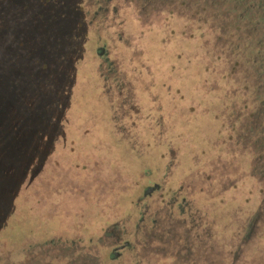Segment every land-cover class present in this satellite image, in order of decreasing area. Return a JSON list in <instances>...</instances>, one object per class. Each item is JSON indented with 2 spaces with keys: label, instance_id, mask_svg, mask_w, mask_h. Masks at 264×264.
<instances>
[{
  "label": "rangeland",
  "instance_id": "1",
  "mask_svg": "<svg viewBox=\"0 0 264 264\" xmlns=\"http://www.w3.org/2000/svg\"><path fill=\"white\" fill-rule=\"evenodd\" d=\"M12 1L0 10L10 13ZM249 1L252 13L242 0V15L254 18L242 16V54L227 47L235 37L216 44L217 27L235 21L200 8L187 21L150 6L151 27L164 40L148 46L143 34H127V53L110 28L133 15L134 4L111 0L104 12L94 0L42 4L51 31L28 27L25 38L30 44L39 34L46 70L30 54L22 64L64 96L63 133L17 190L0 227V264H264V180L240 132L244 83L254 80L246 61L264 41L260 0ZM240 56L242 72L233 67ZM4 108L2 120L11 111Z\"/></svg>",
  "mask_w": 264,
  "mask_h": 264
},
{
  "label": "trees",
  "instance_id": "2",
  "mask_svg": "<svg viewBox=\"0 0 264 264\" xmlns=\"http://www.w3.org/2000/svg\"><path fill=\"white\" fill-rule=\"evenodd\" d=\"M1 1L5 0H0V6ZM109 1L94 0L98 7ZM131 1H134L139 7H155L157 12L168 11L169 14H178L188 21L196 20L198 8L207 18L213 20L215 18L219 20L221 15L232 18L235 21L233 25L227 27V25L220 24L217 27L220 35L216 38V44L224 45L221 37L225 35L235 37V40L232 38L226 41L227 47L233 54H242V16L247 18V15H242V0ZM45 2L47 0H13L9 3L11 5L10 13L7 14L0 10V33H2V38H0V227L5 225V218L10 215L12 209V201L16 198L17 190L22 185L28 171L38 167L44 157L53 148L55 149L57 145L55 139L63 133L61 121L64 113H62V109L58 110L60 106L58 104L61 103L64 96L62 97V93H59L60 97L57 96L56 92H53L56 87L52 83H47L39 74L26 72L23 70L25 66L23 67L22 64L24 56L30 54L32 63L43 71L46 70V58L38 53L41 48V43L38 42L39 34L35 37L37 40L32 39L30 44H27L25 38L28 27L43 31V35L48 30L51 31V28L48 29L43 25L45 18L42 4ZM178 7L179 9H176ZM80 12H82L83 22L86 23V13L82 10ZM28 18H31L36 24L33 23L30 27L27 22ZM5 22L9 23L8 30L5 29ZM253 26L251 34L254 31ZM256 30L260 32L261 29L256 27ZM262 36H264V30ZM256 44L257 48L263 45V50L259 52L260 54H255L254 58H249L246 61L250 64L252 69L250 74L254 80L247 79L244 83L247 98L244 107H248V109L243 115L240 132H242V141L248 144L245 146L254 156V175L257 174L260 179L264 180V41L258 39ZM26 45L29 49L24 47ZM237 66L242 72V56H240V60L235 61L233 67ZM15 68L18 70L17 73L13 72ZM44 81L47 90L40 91L38 86H42ZM45 94L53 99L51 103L43 102ZM55 96L59 97V100ZM6 105L11 107V111L2 120ZM21 105L29 106L28 111ZM46 109H52V111L48 112ZM47 137L49 138L48 145ZM5 197H9L7 202ZM262 209H264V203ZM55 243L57 242H49L50 245Z\"/></svg>",
  "mask_w": 264,
  "mask_h": 264
},
{
  "label": "flooded vegetation",
  "instance_id": "3",
  "mask_svg": "<svg viewBox=\"0 0 264 264\" xmlns=\"http://www.w3.org/2000/svg\"><path fill=\"white\" fill-rule=\"evenodd\" d=\"M122 1L134 4L135 5L134 7L136 8L137 11H135V13H133V15L130 14V16L128 18L124 17L119 22L118 27H111L110 28L111 30L114 31L113 32V44L116 45L118 47V49L119 48L121 50L124 49L125 51H127V53H130V50H131V45L130 44H131V42L129 40L127 42L123 38V36L125 37L127 34H129L131 36H134V37H137L138 35H140V34L142 35L143 34V39L142 40H144L143 42H145V41L147 42L146 45H148L149 42H150V44L162 43L163 40H164V36L165 35H163V32L161 33L160 30L155 29V27H151V23H150L149 18H148V15H149V13H148L149 9L148 8L150 6H145V7L141 6V7H139L138 5H136V3H134V1H131V0H122ZM245 3L247 4V6L244 7L245 8V12L247 10L248 11V15H249V13L250 14L252 13V9L248 5L252 6V4H251V2L249 0H245ZM257 4H258V9L263 10L261 14L264 15V0H260L259 2H257ZM98 8H99V10H97L98 12H100V11L104 12V11L107 10L106 8H103V5L98 7ZM116 8L117 7H115L114 11L117 13V9ZM163 12L168 13V11H162V12L158 11L157 13H163ZM252 18H254V16ZM186 20L188 21V19H186ZM249 20H251V19L249 18L247 21H249ZM132 23H133V25H132ZM118 28L121 31H118V33H115L116 29H118ZM259 29H262V31H263L264 30V26L263 27H259ZM185 34L190 35L191 33L187 32ZM155 35H157V36L155 37ZM144 36H145V38H144ZM150 44L148 46H150ZM147 47H145L146 54H147ZM118 49H117V52H118ZM145 49L142 48L141 50L144 51ZM103 51H104V48L100 47V49L98 51V57H100V55L103 53ZM149 52H150V50H149ZM132 60H133V58H132ZM140 66H142V65H140ZM140 66H139V68H140ZM141 69H145V68L142 66ZM138 70L139 69L137 68L136 71H138ZM147 188H151V187H147ZM146 192H148V191H146ZM114 250L115 249H113L112 251H114Z\"/></svg>",
  "mask_w": 264,
  "mask_h": 264
},
{
  "label": "crops",
  "instance_id": "4",
  "mask_svg": "<svg viewBox=\"0 0 264 264\" xmlns=\"http://www.w3.org/2000/svg\"><path fill=\"white\" fill-rule=\"evenodd\" d=\"M87 165H90V167H93L94 163L93 162H87ZM88 172H89V170H88ZM99 195L101 196V199H102V192L99 193Z\"/></svg>",
  "mask_w": 264,
  "mask_h": 264
},
{
  "label": "snow or ice",
  "instance_id": "5",
  "mask_svg": "<svg viewBox=\"0 0 264 264\" xmlns=\"http://www.w3.org/2000/svg\"><path fill=\"white\" fill-rule=\"evenodd\" d=\"M0 38H2V33H0Z\"/></svg>",
  "mask_w": 264,
  "mask_h": 264
}]
</instances>
